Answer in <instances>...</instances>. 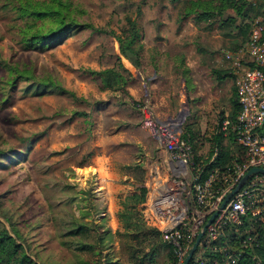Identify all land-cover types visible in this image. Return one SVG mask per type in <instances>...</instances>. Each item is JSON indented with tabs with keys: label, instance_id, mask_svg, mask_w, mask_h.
Masks as SVG:
<instances>
[{
	"label": "rangeland",
	"instance_id": "rangeland-1",
	"mask_svg": "<svg viewBox=\"0 0 264 264\" xmlns=\"http://www.w3.org/2000/svg\"><path fill=\"white\" fill-rule=\"evenodd\" d=\"M60 1L64 23L77 26L34 47L26 44L32 34L56 23L34 20L32 4L53 0H0V222L39 264H137L153 247L147 264H169L161 236L151 248L124 235L120 202L140 183L152 192L156 167L162 179L189 180L169 172L166 150L144 126L148 113L197 135L193 162L209 156L236 92L222 51L240 41L239 19L219 23L232 9L193 18L191 0ZM128 17L143 47L139 69L117 42ZM44 84L52 87L32 88ZM103 159L118 178L96 169ZM129 181V190L118 188ZM143 204L132 214L149 227ZM81 224L85 233L69 234Z\"/></svg>",
	"mask_w": 264,
	"mask_h": 264
},
{
	"label": "built area",
	"instance_id": "built-area-1",
	"mask_svg": "<svg viewBox=\"0 0 264 264\" xmlns=\"http://www.w3.org/2000/svg\"><path fill=\"white\" fill-rule=\"evenodd\" d=\"M247 1L254 6L261 3L264 8V0ZM222 55L237 75L236 94L240 111L233 129L235 140L245 153L244 164L236 165L231 173L223 175L222 181L216 179L217 172L202 178L200 167L193 162L192 146L181 137L176 126L153 117L151 113L144 119L147 132L168 154L169 172L177 178L189 177L185 183L170 182L159 176L156 167L151 175L155 187L143 204L145 222L160 232L163 241L172 245L179 264H182L197 234L216 211L218 213L207 226L191 261L238 264V256H234V252L227 254L230 244L219 243L220 235L227 227H238L246 221L245 246L256 243L258 229L264 230V175L251 176L220 208L226 195L250 168H264V19L260 15L254 17L247 40L234 50L224 49ZM227 126L226 120L222 130H226ZM233 233L237 237L242 235L237 228ZM209 250L220 252L224 257H203Z\"/></svg>",
	"mask_w": 264,
	"mask_h": 264
},
{
	"label": "trees",
	"instance_id": "trees-1",
	"mask_svg": "<svg viewBox=\"0 0 264 264\" xmlns=\"http://www.w3.org/2000/svg\"><path fill=\"white\" fill-rule=\"evenodd\" d=\"M61 3L60 0H53V3L35 2L32 4V17L34 20L38 19H49V21L56 23V26L52 28L48 33H43L42 35L38 31L32 34V38L26 42L27 45H32L34 47L38 45H49L58 41L62 38L69 30L73 29L74 23L65 24L64 17L61 10L54 2ZM171 1H181V0H171ZM190 4L192 6L186 11L187 14L192 15L193 18L206 20L209 19L213 14L222 15L228 9H232L235 13L233 17L227 16L223 18L220 24L230 25L236 22V18L239 19V22L235 25L238 29L237 34L240 37V41L235 43L230 50H234L240 45H242L247 40V32L250 27L252 19L256 16H261L264 19V8L262 4L257 6L251 5L247 0H191ZM25 10H22V13H25ZM40 29V28H39ZM31 41V43H30ZM117 42L119 45L120 53L125 57L131 65L139 69L142 65L141 63V54L143 47L140 42V35L137 23L131 18H127V23L125 28L122 29L121 34L117 36ZM121 65V64H120ZM123 69V65H121ZM127 70V69H125ZM221 71V70H220ZM220 71H217V75H220ZM117 76H119L117 74ZM52 87L50 84H44L42 87H32L35 88V92H39L44 88L48 89ZM58 88V86H54ZM59 92L66 93L67 91L63 88H59ZM230 109L227 115H222L219 119V124L217 126L218 132L213 135V142L211 144V151L209 156L203 161L202 164L197 163V157L194 158L195 166L200 167L201 177L206 178L209 175L217 172L216 179L222 181V176L228 173H231L236 165H242L246 161L245 153L241 147V152L239 149H234L231 144L235 141L236 132L233 129V124L237 120V116L240 111V106L237 99V94L234 90L230 98ZM228 121V126L226 130H222V125L224 121ZM183 139L188 140L192 149H194V139L197 137L191 130H185L181 133ZM224 139H227V143H224ZM244 153V155H243ZM215 154V155H214ZM141 182V181H140ZM148 193L147 187L144 183H140L135 187V190L125 197L120 202L121 209L117 214V218L122 223V227L126 230L124 235H128L134 240L139 241L141 244L147 242L146 244L153 246L154 237L160 238V232L151 226H146L144 222L136 219V216L133 217V210L143 204L146 200ZM234 228H237L242 232L240 237H237V234H234ZM247 228V223H244L238 227H227L223 234L219 237V243L224 245L226 243L230 244V248L227 250V254L234 252V256H238V264H264V230L258 229V238L256 243L244 246V240L247 238V234L244 233ZM86 227L81 225H76L75 228H72L69 231L70 235H79L85 233ZM12 231L8 230L2 222H0V264H39L36 259H34L25 249L23 243L19 241L21 238L18 234V231L11 228ZM160 240H162L160 238ZM159 245L163 248H168L166 256L169 260V264H178L177 255L169 243H162L160 241ZM89 249L90 247H81ZM155 248L153 247L148 253H145V256L140 259L137 258V264H147L148 260L152 259L153 255L156 253ZM134 254L132 258H134ZM224 257V254H221L217 251H206L203 254V257ZM193 260V259H192ZM259 260V261H257ZM220 262V261H219ZM189 264H212V261H191Z\"/></svg>",
	"mask_w": 264,
	"mask_h": 264
},
{
	"label": "water",
	"instance_id": "water-1",
	"mask_svg": "<svg viewBox=\"0 0 264 264\" xmlns=\"http://www.w3.org/2000/svg\"><path fill=\"white\" fill-rule=\"evenodd\" d=\"M183 168L186 170V166L184 164H182ZM255 174H262L264 175V168H260V167H253L250 168L244 175L243 177L240 179V181L238 182V184L226 195L225 199L222 201V203L220 204V208H223L224 205L227 203V201L230 199V197L236 193L246 182L247 180L255 175ZM217 211L214 212L210 218L207 220V222L205 223V225L203 226L202 230L197 234L196 240L193 243L192 247L189 249L186 257L184 258L182 264H189L191 262V258L197 248V245L201 239V237L204 235L205 230L207 228V226L212 222V220L214 219V217L217 215Z\"/></svg>",
	"mask_w": 264,
	"mask_h": 264
},
{
	"label": "crops",
	"instance_id": "crops-1",
	"mask_svg": "<svg viewBox=\"0 0 264 264\" xmlns=\"http://www.w3.org/2000/svg\"><path fill=\"white\" fill-rule=\"evenodd\" d=\"M108 161H106V159H103V161H100V163H98L97 164V166H96V169L100 172V170H105V171H107V173L109 174V178H118L119 177V175H118V173H115L113 170H111L110 169V167H108V163H107ZM125 178H127V177H124L123 176V179H125ZM131 181V180H130ZM130 181L127 183V184H122V185H120V186H118V188L119 189H122V188H127L128 190L130 189V187H129V185H131V183H130ZM102 187V186H101ZM105 197H106V195H104ZM114 220V219H113ZM114 222V225H113V223H111V225H109L110 226V228H113L114 226H118L117 224V222H118V220H116V221H113Z\"/></svg>",
	"mask_w": 264,
	"mask_h": 264
},
{
	"label": "bare ground",
	"instance_id": "bare-ground-1",
	"mask_svg": "<svg viewBox=\"0 0 264 264\" xmlns=\"http://www.w3.org/2000/svg\"><path fill=\"white\" fill-rule=\"evenodd\" d=\"M172 186V185H171ZM163 187V186H162Z\"/></svg>",
	"mask_w": 264,
	"mask_h": 264
}]
</instances>
